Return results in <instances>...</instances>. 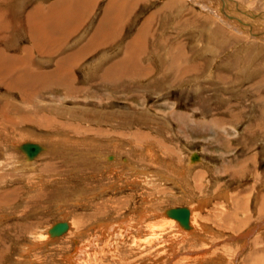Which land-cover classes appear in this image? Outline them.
<instances>
[{"label": "rangeland", "instance_id": "rangeland-1", "mask_svg": "<svg viewBox=\"0 0 264 264\" xmlns=\"http://www.w3.org/2000/svg\"><path fill=\"white\" fill-rule=\"evenodd\" d=\"M52 1H0V12L10 11L14 20H10L14 27L10 25L7 32L15 37L9 42L0 37V50L9 57L23 48L32 49L27 28V39L26 34L18 37L14 30L24 32L17 24L23 23L25 14L28 17L33 7ZM102 8H96L92 23ZM56 13L63 16L58 10ZM138 14L125 16L119 28L122 38L113 49H96L81 61L73 70L74 83L69 87H55L60 91L47 87L24 101L25 93L16 92L24 90L21 86H14L11 95L0 86V264H77L69 257L105 235L83 264H264V204H258L260 198L264 202V0H162ZM134 17L144 18L146 25ZM96 23L89 35L93 24L81 27L56 57L45 56L50 60L45 65L41 64L47 61L39 62L40 55L32 52L35 66L52 72L56 60L87 42ZM140 25L155 33L142 39L153 47L143 43L145 52L141 50L137 62L141 57L144 65L126 67L133 73L127 75L117 71L116 64L121 60L127 63L131 44L126 48L124 44ZM18 67L24 68L22 63H14L9 76ZM106 71L111 75L105 80ZM141 71L144 73L139 75ZM76 83L83 85L76 88ZM45 108L51 115L98 114L105 119L90 122L100 128L114 126L106 114L113 117L117 112L146 111L166 125L177 124L180 131L196 129L178 133L184 156L185 145L200 147L206 143L203 138L214 136L209 145L226 151L222 158L228 163L219 171H197L198 179L189 188L195 195L182 190L157 195L164 191L151 175L147 180L151 179V191L144 192L151 196H142V183L133 187L127 181L130 177L144 179L149 173L123 152L140 162L152 161L141 158L139 151L132 155L128 148H117L128 145L119 139L124 138L122 129L116 133L119 138H110L105 129L97 134L96 126L86 127L89 123L83 121L84 144L67 138L63 142L69 147L60 150L63 147L55 139L27 134L25 126L12 123L19 119L18 112L38 116ZM93 136L98 142L91 143ZM186 137L195 142H184ZM33 143L42 147V152L28 160L24 146ZM194 155L200 161H190ZM44 158L67 161L43 178L37 161ZM188 159V173L204 160L197 150H192ZM205 163L215 167L211 161ZM221 163L219 160L218 165ZM206 189L217 192L209 195L203 192ZM177 208H193L199 225L185 236L175 234V243L168 246L151 245L156 237L135 241L132 230L126 234L125 224L117 230L119 235L125 231L122 237L103 236L102 228L107 225L137 221L139 214L145 217L156 212L153 220L163 232L171 218L177 222L163 213ZM42 234L52 236L40 237Z\"/></svg>", "mask_w": 264, "mask_h": 264}, {"label": "crops", "instance_id": "crops-1", "mask_svg": "<svg viewBox=\"0 0 264 264\" xmlns=\"http://www.w3.org/2000/svg\"><path fill=\"white\" fill-rule=\"evenodd\" d=\"M1 3L3 0H0ZM157 1L162 0H53L52 2L48 4H42L38 5L32 8L31 11L28 12L26 16L23 17V23L17 24L23 26V29L26 27L27 31L29 32V35L31 36V41H33L32 49L29 48H23L21 50V53L16 56H9L5 54L3 50H0V54L3 58L6 59V61L11 62L10 65L13 68L14 72V61H16V65L18 63H22L24 68H19L18 70L11 75L10 77H13L17 80L16 84H12V88L21 86L24 90L17 89L16 92L25 93L23 100L26 101L29 99L28 93L36 92H42L47 87H49L46 90H52V91H60L56 88L61 87H69L74 82L72 80V74L73 70L77 69L81 61H84L86 58H88L92 52H94L96 49H113L112 46L114 43L116 44L119 40V38H122V34L120 33V27L123 26L124 22L126 21L125 16L127 14L136 15L140 13L142 8L146 9L147 6H156ZM7 2V0H6ZM10 2V1H9ZM102 6V14L96 18V20L91 22L93 17L96 15L94 11L97 7ZM48 7H54L58 10L59 13L63 14H57V10L49 9V12L41 11L44 10L43 8ZM3 10V9H2ZM10 11L6 14L5 12H0V21H6L7 22V28L10 24V22H14V20H11ZM44 15V16H43ZM140 15V14H138ZM137 15V16H138ZM14 17V15H13ZM137 17H134V20H140L142 22L144 20L140 18L136 19ZM149 18V17H148ZM11 20V21H10ZM98 20V21H97ZM48 21L49 24V31H46L47 33L44 34L42 31H37L36 27H41L42 23ZM97 21V23H96ZM35 22L38 24L36 25ZM146 22V21H145ZM95 23L97 24V28L94 30L92 35L86 40L87 42L83 44L81 47L77 48V50L71 51L70 54L63 55L60 60H56L54 63V69L52 72L45 73V70L41 71L39 68L35 66V63L33 62V59H31V53L37 51L38 55H40L39 59H37L39 62L43 63L45 60L44 57L47 58H53L56 57L61 51L62 47L67 46L69 44L70 40H72V37L74 38L78 30L88 24H93L90 29L88 30V34L93 30ZM144 23V22H142ZM142 25V24H141ZM139 26L140 29L136 28L132 31L130 38L128 39L129 42L124 44V47L130 46V50L128 51V57H127V63L124 60L119 61V64L117 63V71H121L122 73H126L129 75V73H132L131 70H126V67L131 68L132 64L136 65L137 67H140L139 63L141 65H144L143 62L138 60V54L141 52V50H144L143 43H147L146 47H153L152 43L148 41L144 42L145 37L148 36H154L155 33L152 32V30L149 31V33L142 28L143 25H146L144 23L142 26ZM77 27V29L71 33L70 36H68L66 39L58 41V34L59 28H71V27ZM102 29L106 30L108 32V41L105 43H99L98 42V35H101ZM167 30V29H166ZM111 31V33L109 32ZM17 33L18 37H23L26 34V39L28 32H22L15 31ZM11 34V33H9ZM44 34V35H43ZM87 35L84 37L87 38ZM2 37V36H0ZM14 38V39H13ZM134 38V39H133ZM15 40V37L8 36L7 42ZM152 41V40H150ZM110 47V48H109ZM114 47V46H113ZM128 49V48H127ZM145 52V50H144ZM47 62L41 64L45 65L46 63H49L50 60H45ZM131 63L128 64V63ZM128 65V66H127ZM150 66V65H149ZM148 66V67H149ZM151 68V66H150ZM135 69V68H134ZM109 71V70H108ZM38 73V74H36ZM110 74L109 72H105L104 79L106 80V74ZM144 72L141 71L140 74H143ZM27 74H31L30 76H27ZM133 74V73H132ZM136 75V74H134ZM129 77V76H128ZM22 81V82H18ZM116 81V80H115ZM72 82V83H71ZM119 82V81H118ZM87 83H90L88 85H91L92 82L88 81ZM81 84V83H80ZM78 83L75 84V87L78 88L80 86ZM83 85V84H81ZM95 85V84H92ZM15 86V87H14ZM56 87V88H55ZM11 88V89H12ZM44 89V90H43ZM68 90V89H67ZM73 90V89H72ZM49 99V98H48ZM52 100H54L52 98ZM50 101V99L48 100ZM46 109V108H45ZM49 108L44 110V114H41L38 116L29 115L28 113H22L18 112V118L17 121L12 122L17 125L25 126L27 129V134H38L42 136L46 140H52L55 139V141L61 145L63 149H67L66 142L64 143L63 140H68L67 138H70L72 142L78 141L79 144H84V124L83 121L88 122L89 124H85L86 127H97V134H99L100 129H105L107 131L108 137L111 138L115 136L117 137L116 133H118L119 130H123L124 132V138H119L123 142L128 143L126 144H119L118 147H125L128 148L132 155L135 154L136 151H139V155H141V158H145L149 160L152 163H144L136 160L135 158H131L127 152H123L128 156L130 160H132L133 163H135L136 166H138L141 169H145L149 175H146V178H131L127 181L129 183L134 184H141L143 189H139V191H142V196H151L150 193H144L145 191H151V183L150 180H148L149 177H154V179L158 182L159 190H162L164 192L158 193L157 195H167L171 190V193H175L182 190L183 192H188L191 194H196L194 191H189V188H192V185L194 180L198 179L197 171H200L202 168L206 171H213L223 169L224 165L228 163L227 159L226 162L224 161V158L222 156L224 155V150L221 149V147L216 149L211 148L212 146L209 145V140H213V137L210 136L203 138L204 141H206L205 144H202V146L198 147V145H185L184 148L187 150V153L184 154V151L182 149V145L180 142V139H178V133L185 132V131H195V128H184V130L180 131L178 129L177 124H171L166 125L162 123V121L153 119V114H148L146 111H140L136 110L129 114H122L120 112L113 113V117L106 114L107 120H109L111 123H113L114 126L108 127V128H100L98 127L97 123L90 122V121H99V119H105V117H101L98 114H64V115H51L49 114ZM108 113V112H107ZM90 115L89 117L85 115ZM105 114V113H104ZM120 115V116H119ZM105 116V115H103ZM53 117V118H52ZM155 118V117H154ZM51 121L55 124L53 126L51 125ZM49 123V125L46 127V125ZM118 126H115V124H118ZM203 128V127H202ZM206 129V128H204ZM207 129L210 131L211 127H207ZM93 131V130H92ZM95 131V130H94ZM93 131V132H94ZM26 134V135H27ZM52 135V136H51ZM214 135V134H213ZM184 136H187V134H184ZM188 137V136H187ZM184 139V142L191 140L188 138ZM95 138L94 136L91 137ZM98 139V138H96ZM94 142H98L94 139H92ZM195 142L194 139L188 142ZM216 141V139H215ZM69 147V146H68ZM116 148V147H115ZM119 149V148H118ZM115 149V150H118ZM192 150H197L198 153L201 155V158H203L202 165L192 167L190 173L186 172L187 164H188V155ZM224 152V153H223ZM223 153V155H222ZM188 154V155H187ZM183 155V156H182ZM108 160L110 157L107 158ZM211 161L215 163L214 168L208 167L206 165L205 161ZM220 162V165H218ZM67 160H63V158H58L56 161H52L51 158H44L37 161L38 163V169L44 173L43 178H48L51 174V170H58L56 167H60V164H65ZM54 162V163H53ZM217 167V169H215ZM243 168V167H241ZM244 169V168H243ZM37 172V171H36ZM35 173V172H33ZM38 173V172H37ZM31 180V176H29ZM134 179V180H133ZM48 186V185H47ZM135 187V185L133 186ZM204 193H207L209 195L215 194L217 191L206 189L203 191ZM141 195V194H140ZM261 199V198H260ZM261 202L259 201L258 204ZM263 203H261V206Z\"/></svg>", "mask_w": 264, "mask_h": 264}, {"label": "bare ground", "instance_id": "bare-ground-1", "mask_svg": "<svg viewBox=\"0 0 264 264\" xmlns=\"http://www.w3.org/2000/svg\"><path fill=\"white\" fill-rule=\"evenodd\" d=\"M229 10H230V8H229ZM0 24H2V25H0V26H2V27H0V36H2V38H5L4 40L6 41L8 39V36H12L13 33L9 34V32H7L8 28H7V22L6 21H0ZM10 25H11V27H14L13 23H11V22H10L9 26ZM49 27L50 26L48 24V21H46V22L42 23L41 27L40 26L36 27V30L37 31H42L43 30V32L45 34V33H47L46 31L50 30ZM77 27L78 26L71 27V28H63V27L59 28L58 29V31H59L58 41L66 39L68 36L71 35L72 32H74L77 29ZM11 29H12V31L14 30V28H11ZM249 30H250V28H249ZM109 32L111 33V31H109ZM100 34L101 35H98V37H97L98 42L99 43L107 42L108 41V38H107L108 32L106 30L102 29ZM6 35H7V37H6ZM12 61L14 63H17L16 61H14V59H12ZM10 63L11 62L6 61V59L3 58L1 56V54H0V86H3L5 88V90H6V92L11 95V93H9V92H10V90L12 88V84H16L17 80L15 78H13V77H10L11 75L9 76V73L13 72V68L11 67ZM1 73L3 75H1ZM30 75L31 74H27V76H30ZM105 77L109 78L110 74L107 73ZM0 90H1V88H0ZM36 93H38V92L34 91L33 93H28V96L29 97L35 96ZM24 147L26 149L25 151L27 152L26 154H28V156H27L29 158L28 160L34 159L33 157H36L37 154L40 155L41 152H42V147H40V146H38V145H36L34 143L33 144H28L27 146H24ZM198 160L200 161V158L198 157V155H194L192 157V160H190V161L197 162ZM26 166H27V164H26ZM261 197H263V195ZM263 200H264V197H263ZM260 202L264 204L262 199H260ZM188 209H185V208L181 209V210H185V211L188 212L186 218H183L181 215H178V213H177L178 209L173 210L169 214L164 212L163 213V217L166 218L169 215V216L173 217L174 219H176L177 222L173 221L172 218H171V220L168 219L170 221L168 222V225L164 229L163 232H159L158 231V226H157L158 225L157 224L158 221H154L153 220V218L156 217V214H157V212H156L154 215L150 214V215H147L145 217H141L144 213L139 214L137 221H133V222H131L129 220L127 222L120 221V222H118L117 226L116 225L114 226L113 224L107 225L104 228H102V232H104L103 236L105 234H110L113 237V239L116 238V237H120V236L122 237V235H123L122 233L125 232V231H123L121 233V235H119L118 232L122 230V229H120L122 224H125L126 228H127L126 234L132 230L133 231L132 233L134 235H136V237H137L135 239V241H140V242L144 241V242H146V241L150 240L151 238H155L156 237L154 242L151 245L158 244V242H159L160 245L168 246V243L169 244L175 243V241L172 238V237H174L175 234H179V235L185 236V235H187L186 233H187V231L189 229L198 228L199 222L197 221V218L195 216V210L193 208H188ZM159 215H160V213H158V216ZM156 218H155V220H156ZM117 230H119V231H117ZM49 232L50 233L52 232V234H53L54 229L51 228V230H49ZM45 234H47V233H45ZM45 234L40 235V237H46V236L51 237L52 236V234H48V235H45ZM107 237H109V236H107ZM105 238H106V235L104 237H102V238H99V239L95 240V241L96 242L99 241L98 242V244H99L100 242H102V240H105ZM46 240H48V239H46ZM96 242L95 243L92 242L89 246L85 247L84 249L82 248V250H80V252H78V250H77L75 252V255H73V257H69V259L70 260L74 259V262L77 263V264H83L85 259L90 257V254L92 253L91 249L94 250L95 248H98L97 247L98 244L96 245Z\"/></svg>", "mask_w": 264, "mask_h": 264}, {"label": "water", "instance_id": "water-1", "mask_svg": "<svg viewBox=\"0 0 264 264\" xmlns=\"http://www.w3.org/2000/svg\"><path fill=\"white\" fill-rule=\"evenodd\" d=\"M177 209H179V208H177ZM177 213H178V215H181L183 218H186L188 212L185 210L179 209Z\"/></svg>", "mask_w": 264, "mask_h": 264}]
</instances>
